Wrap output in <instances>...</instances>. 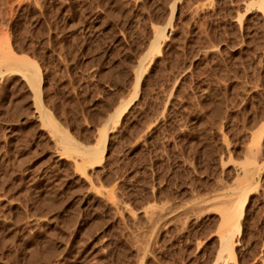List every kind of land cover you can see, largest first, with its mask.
I'll list each match as a JSON object with an SVG mask.
<instances>
[{
  "label": "rangeland",
  "instance_id": "1",
  "mask_svg": "<svg viewBox=\"0 0 264 264\" xmlns=\"http://www.w3.org/2000/svg\"><path fill=\"white\" fill-rule=\"evenodd\" d=\"M22 57L36 92L5 63ZM127 103L101 161L64 144L99 154V129ZM254 158L257 188L223 262L221 217L196 204L231 195ZM147 209L171 219L151 225ZM224 263L264 264V2L0 0V264Z\"/></svg>",
  "mask_w": 264,
  "mask_h": 264
},
{
  "label": "bare ground",
  "instance_id": "2",
  "mask_svg": "<svg viewBox=\"0 0 264 264\" xmlns=\"http://www.w3.org/2000/svg\"><path fill=\"white\" fill-rule=\"evenodd\" d=\"M262 1L264 2V0H262ZM174 5H175V3L172 4V8H170V12H169V15H168L169 17H168V21L166 22V25L164 27H153L152 39L150 40L147 50L145 51V53L140 58L141 60H140V62L138 63L137 67L134 70L133 83H132V87H131L133 96H130V97H133L134 99L137 98L139 92L142 90V88L140 89V86H142L141 85V79L143 78L142 77L143 74L146 72L147 68L149 67L148 65L152 61L154 55L160 53L161 45L163 44V41H164V39L166 38V35H167V34L165 35L166 27L170 26V23H171V21L173 19V14H174V11H175L174 10L175 9ZM5 63L10 65L11 68L13 66V68L16 67V69L18 71H20V72L22 71L24 73V76L30 81V85L32 86L34 92H36L39 89V87H40L39 84H40V80H41L40 78L41 77L38 76L39 72L37 73V70L35 69V66H34V64L31 61H29L28 59L22 57V58H19V59H17V58H9V59L5 60ZM39 99H40V97L36 94L35 95L36 103L38 105L40 104V106H41V103H40ZM122 103H124V102H122ZM128 104H130V103H127L126 105H124V107L121 106V107H118V109L114 110V112L108 116L106 122L99 129V135H98L99 139H98V141L96 143V145L98 146L97 148L99 149V154L97 152H96L97 154L90 152V149H93L94 147L93 148L92 147H87V148H83V149H78L79 147L78 146L76 147V144L72 143V141H71L72 139L70 140L68 137H63L62 136V139L64 140V144H66V146H69V148L72 149L71 150L72 152L78 153L79 155L84 157V159L82 158V160H85V158H86V160L89 162V165H90V163L92 165V164H95L96 162L101 161V159L103 157L102 152L105 149V143H106V140H107V131H108L107 126L110 123H113V124L118 123L120 117L125 112V110L128 108ZM61 135H64V134H61ZM250 160L251 161L248 160L250 163H247V161L245 162V163L250 164V165H248V166H247V164L244 165L246 168L250 166L249 168L244 169L245 167L242 165L241 166L242 169L241 168H239L240 170L237 169L238 172H241L242 176L240 177V175H239L238 176L239 180L236 179L237 182H235V184L236 183L237 184L235 185V189L233 191L231 190L233 192V193H231V195H228L229 192L227 194L222 192V193H219L218 195H216L217 193L216 194L214 193L216 196L213 197V198L211 196H210V198L208 197L207 201L205 199H204L205 201L204 200H201L200 202L198 201L200 203L199 204L197 202L198 205L196 204V202H194L193 207L195 206V204L198 207H200L201 205H202L201 207H203V206H207L208 204H210L211 206H213V208L218 212V214L221 217L220 218L221 222H220V226H219V231L220 232H218L219 233L218 234V236H219V239H218L219 240V247H218L219 250H218L217 256L218 255L221 256L224 253H227L228 257H231L229 255H233V250H235V248H234L235 244L238 245L237 242H238L239 238L237 239V237H236L237 240H235V236L237 234L238 235L240 234V232H241L240 227L244 223L242 221L243 223L241 224V221H240L242 216H243V214H244V211H245L244 210V208H245L244 206L248 202L249 195H251L250 191L255 189V188H257L256 187L257 183H255L254 182L255 180H253V176H254L253 172H255L257 170V168L254 169V165H257V164H255L256 162L254 161V160H256V158H254L253 161H252V159H250ZM257 160H258V158H257ZM251 167H253V169L255 171H253V169ZM249 169L250 170L252 169V173H251V171ZM234 170H236V169H234ZM236 175H235V178L237 177ZM256 177H258V176H256ZM221 188L223 190L225 189V188H223V186H221ZM222 189H218V191L219 190L222 191ZM227 191H229V190H227ZM205 204H207V205H205ZM196 206H195V208H196ZM124 208H126V207H124ZM210 208H212V207H210ZM150 209H151V207H150ZM152 209H151V211H152ZM149 210L148 209L146 210L147 213H145V210H144L143 212L145 214H143V215H144V217L146 216L145 218L148 219L147 222L150 223L151 225L152 224H156V222H159V224H160V221L164 222V220H166L167 218L169 219L170 218L169 215L172 212V211L171 212L169 211L170 213L167 212L165 214V212H164V214L163 213L159 214V213H161V211L160 212L158 211L159 212V213H157L158 216L156 214L154 216L153 213H155V212H151ZM153 210L155 211L156 209L154 208ZM184 210H185V208H184ZM148 211H149V213H148ZM162 211H164V210H162ZM153 216L154 217L157 216V219L154 218ZM168 219H167V221H168ZM167 221H165V222H167ZM156 225H158V224H156ZM152 227L154 228L155 226H152ZM242 234H241V236H242ZM234 241H237V242L234 244ZM141 254H143V253H141ZM227 254H225V255H227ZM31 255H32V253H31ZM219 256H218L217 259H221V258H219ZM222 259H223V257H222ZM224 259H223V262H224ZM226 259H225V261H226ZM220 261H216V262H220ZM224 264H226V263H224Z\"/></svg>",
  "mask_w": 264,
  "mask_h": 264
},
{
  "label": "trees",
  "instance_id": "3",
  "mask_svg": "<svg viewBox=\"0 0 264 264\" xmlns=\"http://www.w3.org/2000/svg\"><path fill=\"white\" fill-rule=\"evenodd\" d=\"M153 68H154V67H153ZM153 68H152L151 72L153 71Z\"/></svg>",
  "mask_w": 264,
  "mask_h": 264
}]
</instances>
